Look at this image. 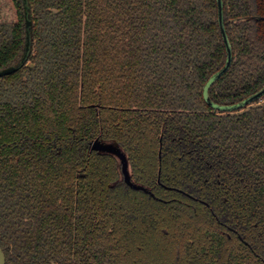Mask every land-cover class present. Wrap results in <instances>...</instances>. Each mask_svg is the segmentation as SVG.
<instances>
[{
	"label": "trees",
	"instance_id": "obj_1",
	"mask_svg": "<svg viewBox=\"0 0 264 264\" xmlns=\"http://www.w3.org/2000/svg\"><path fill=\"white\" fill-rule=\"evenodd\" d=\"M222 2L227 106L264 88V0ZM29 3V61L0 77L6 264H264V96H204L218 0ZM25 41L24 1L0 0V69Z\"/></svg>",
	"mask_w": 264,
	"mask_h": 264
},
{
	"label": "water",
	"instance_id": "obj_2",
	"mask_svg": "<svg viewBox=\"0 0 264 264\" xmlns=\"http://www.w3.org/2000/svg\"><path fill=\"white\" fill-rule=\"evenodd\" d=\"M23 1H24L25 17H26V41H25L24 53H23L22 57L20 58V60L16 64L8 66V67L3 68V69H0V77L12 74V73L20 70L29 61V56H30L31 51H32V43H33V39H32L33 20H32V14H31L29 0H23ZM218 4H219L220 27H221V31L223 34L225 44H226V48H227V52H228V59H227L226 65L218 73H216L214 76H212L209 79V81L207 82V84L205 85L204 96H205L206 100L208 101V103L213 105L215 108H218L224 112H231V111H237L243 107L249 106L250 104L254 103L257 99H261L264 96V88H262L257 93L249 96L245 100H243L240 103H237L235 105L220 106V105L213 104L211 102V100L209 98V93H208L210 86L212 85V83L216 79H218L221 75H223L228 70V68L231 65V61H232V48H231V44L229 42V39H228V36L226 33V29L224 26V20H223V2H222V0H218ZM94 147L97 149H100L102 151L111 152V153L116 154L121 159V162L123 163V172L125 174L126 180L131 185L136 187V185L134 183H132V181L130 179L127 158H126L124 152H122V150L118 146H116L114 144H103L101 141L97 140L94 143ZM0 264H6L5 253L1 247H0Z\"/></svg>",
	"mask_w": 264,
	"mask_h": 264
},
{
	"label": "rangeland",
	"instance_id": "obj_3",
	"mask_svg": "<svg viewBox=\"0 0 264 264\" xmlns=\"http://www.w3.org/2000/svg\"><path fill=\"white\" fill-rule=\"evenodd\" d=\"M103 144H106L105 142L101 141Z\"/></svg>",
	"mask_w": 264,
	"mask_h": 264
}]
</instances>
